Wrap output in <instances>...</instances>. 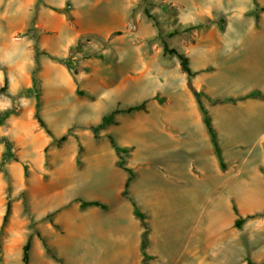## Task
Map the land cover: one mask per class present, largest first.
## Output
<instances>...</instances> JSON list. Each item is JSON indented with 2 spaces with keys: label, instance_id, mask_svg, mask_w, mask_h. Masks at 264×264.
<instances>
[{
  "label": "rangeland",
  "instance_id": "1",
  "mask_svg": "<svg viewBox=\"0 0 264 264\" xmlns=\"http://www.w3.org/2000/svg\"><path fill=\"white\" fill-rule=\"evenodd\" d=\"M262 6L264 0H0V87L8 77L0 94V264H23L29 236V264H61L44 243L65 264H141L144 227L132 201L108 187L118 167L111 137L129 149L125 164L139 191V169L147 164L142 159L151 165L161 132L153 124L161 115L170 113L172 125L186 129L188 145L197 143L195 129L206 131L178 57L163 52L164 40L192 68L206 59L220 66H203L193 86L202 93L225 172L216 190L208 174L185 196L170 192L157 203L145 197L146 207L129 188L149 227L147 264H264V117H249L246 99L224 100L238 86L222 76L264 82V34H246L264 32ZM248 45L257 46V61L225 63L224 46ZM37 99L52 135L34 116ZM145 100V109L118 112L114 123L96 130L105 115ZM94 192L107 199H93ZM79 198L108 208H83ZM8 200L12 210L2 227ZM97 250L107 254L101 261Z\"/></svg>",
  "mask_w": 264,
  "mask_h": 264
},
{
  "label": "crops",
  "instance_id": "2",
  "mask_svg": "<svg viewBox=\"0 0 264 264\" xmlns=\"http://www.w3.org/2000/svg\"><path fill=\"white\" fill-rule=\"evenodd\" d=\"M249 34L250 38H255L257 36H261L264 34L263 31H250L246 33ZM254 45H248L247 47H228L224 46L222 51L224 53V61L229 63L230 67H244L248 65L249 61H257L260 57L258 48ZM229 48V49H227ZM230 54H228V53ZM208 63H217L215 61L211 62L209 60H205L203 63L198 64V67L192 68L195 71V75L193 77V84L195 86H199L197 84L196 79L199 74L203 73V66H207ZM218 64V63H217ZM215 64V67L219 68L220 66ZM201 66V67H200ZM161 69V68H160ZM160 75H164L166 79L172 77L171 72H161ZM204 74V73H203ZM226 79L229 78V81L234 85H237L238 88L233 96H245L250 93L261 92L264 94V82H254L250 81L247 84H244L247 80L244 75L242 76H232L229 77L228 74H224ZM187 80V78H186ZM198 81L201 82L200 79ZM206 81V79L204 80ZM187 84V82H186ZM205 82H202V85ZM191 90V89H190ZM192 92V91H191ZM193 93V92H192ZM247 100L249 104L248 116L249 117H264V109L260 110L261 107H264V97L252 95L244 98ZM241 100V99H240ZM197 101V100H196ZM171 117V118H170ZM174 122V117L170 115V113H164L161 115V118L155 121L153 124L156 129L158 128L161 132L158 134L160 137L159 140H154L152 142V162L151 165L148 163V159H142L146 161L147 164L142 163L141 169H139V191L137 190V180H133L130 185V191L135 197L139 192V204L145 206V204L149 205V203L144 200L145 197L150 199L151 201H155L157 203V199L161 197H167L170 192H172V196H176L175 191H179L183 196L185 194L183 192H190L192 190H197L202 187L203 182L206 180L207 175L211 176V181L215 183V190L217 187L218 176H224L225 168L222 167L220 160L217 156V152L214 144L211 141L210 134L205 126L204 131L202 127L200 129H195L198 132L197 137H192L195 139L197 143H192L190 145L187 144V138L185 137L186 129L178 128L172 125ZM205 125V124H204ZM188 135H192V133L187 132ZM162 134V137L161 135ZM264 134V133H263ZM163 139V142L161 141ZM180 139H184L185 142L181 143ZM161 141V142H160ZM160 145V146H159ZM164 147H163V146ZM158 146V147H157ZM163 147V148H162ZM222 152V150H221ZM223 156V152H222ZM188 157L190 158L188 160ZM224 159V158H223ZM118 166V165H117ZM115 176L112 175L110 182L108 184L109 189H113V193H116L117 198L122 196V190L124 188V183L127 177L126 171L121 169V167L114 168ZM242 173V168L238 167L235 171V175L239 177ZM156 182L154 179H158ZM194 180V184H193ZM239 183V178L236 179ZM118 181V182H117ZM116 187V188H115ZM115 188V190H114ZM213 188V189H214ZM164 191V192H163ZM162 193V194H161ZM168 193V194H167ZM95 198L93 199H102L105 200L107 197H104V194H100V192H94L93 194ZM94 210H99L98 206H90ZM101 209V208H100ZM101 214V213H100ZM136 235H133V237ZM103 236L98 234L96 235V239L94 240V245L99 246L101 242L99 239H102ZM141 241V236L139 232V244ZM107 255L104 251L97 250L95 260L101 261L100 257ZM106 257V260H108ZM105 260V259H102Z\"/></svg>",
  "mask_w": 264,
  "mask_h": 264
},
{
  "label": "trees",
  "instance_id": "3",
  "mask_svg": "<svg viewBox=\"0 0 264 264\" xmlns=\"http://www.w3.org/2000/svg\"><path fill=\"white\" fill-rule=\"evenodd\" d=\"M260 10L264 11V6H262L260 8ZM146 14H147V16L151 17L150 13L147 10H146ZM88 36L91 37L92 35L89 34ZM82 39L83 38H80L79 40H82ZM163 52L165 54L175 55V56L178 57L179 62H180V68L185 73L186 78H187V80H186L187 85L191 89V91L193 92L197 102L199 103V106H200V109H201V112H202V116H203V122H204V124H205V126H206V128H207V130H208V132L210 134L211 141H212V143L215 146V149H216V152H217V156H218V158L220 160V163H221L222 167H225V163H224V159H223V156H222L221 148H220L219 142L217 140V135H216L215 129H214L213 125H212L210 115H209L207 109L201 103L202 93L200 91L196 90L195 87L193 86V80L192 79H193V77L195 75V71H193L191 66H190L189 57L187 55H185L183 52H181L180 50H178L177 48L170 47L169 44L165 40L163 41ZM36 58H38V53H36ZM60 61L61 62H65L64 59H60ZM33 80L36 83V76L35 75L33 77ZM7 85H8V77L5 75L4 85L2 87H0V94H3V93L6 92ZM252 95L264 97L263 93L256 92V93H250V94H247L245 96H239V97L229 96V97L224 98V100L235 102L237 100L244 99V98H246L248 96H252ZM215 100H219V99H214L213 101H215ZM145 106H146V100L143 101L140 104H137V105H134V106H130V107L126 108V109H116V110L112 111L110 114L105 115L102 118L101 122L97 125L96 130L100 129V128H105L108 125L114 123L115 122V119H114L115 117L114 116L118 112H132V111H136V110H142V109H145ZM11 111L12 110L8 109V110L5 111V114L6 115L9 114V113H11ZM34 116H35L38 124L49 135H52L51 131L47 127V124H46L45 120L40 115V112H39V99H37V104H36ZM65 139H66V136H62L58 141H62V140H65ZM111 143H112V145H113V147L115 149V152L117 154V157H118L117 165L119 167H121L123 170H125L126 173H127V177H126V180H125V183H124V188L122 190V196L124 198H127V199L132 201L133 212H134L135 216H137L141 220V223H142V225L144 227L143 232L141 234V241H140V251H141V254H142V262H141V264H147L148 260H150L152 258V256L147 251V248L149 246V227L147 226V224L145 222V218H146L145 214L140 210V208L138 207L137 203L133 200L132 196L130 195L129 188H130L131 182L134 180V178L136 176V173H135V171L132 168L126 166V164H125L126 163L125 162V154L128 152L129 149L127 147L119 146L112 137H111ZM5 145H6V150H7V153H8L7 156L10 157L11 156L10 155L11 144L9 142H6ZM78 200L80 201V206L83 207V208L84 207H88V206H98V207H100L101 209H104V210L108 208V205L106 203H103V202H101L99 200H82L80 198ZM11 210H12V204H11V201L8 200L7 204H6V209H5V213H4V216H3V220H2V227H4L5 224L8 222L10 214H11ZM234 210L237 212L236 206H234ZM241 223H242L241 219H238L235 222L236 226H240ZM44 244H45V247H46L47 251L52 255V257L54 259L59 260L61 264H65L62 259L58 258L57 255L52 252L51 248L47 245V243H44ZM30 249H31V236L28 237L27 241L25 242V244L23 246V250H22V261H23V264H29Z\"/></svg>",
  "mask_w": 264,
  "mask_h": 264
},
{
  "label": "bare ground",
  "instance_id": "4",
  "mask_svg": "<svg viewBox=\"0 0 264 264\" xmlns=\"http://www.w3.org/2000/svg\"><path fill=\"white\" fill-rule=\"evenodd\" d=\"M14 15H15V14H14ZM19 17H20V16H19ZM15 19H16V18H15ZM225 63H226V62H225ZM225 69H226V68H225ZM241 69H242V68H241ZM244 69H245V68H244ZM247 69H248V68H247ZM256 69H257V68H256ZM227 70L229 71V69H227ZM243 71H244V70H243ZM255 71H256V70H255ZM235 72H236V71H234V73H235ZM245 72H246V71H245ZM245 72H244V73H245ZM248 72H249V70H248ZM256 72H257V71H256ZM220 73H222V72H220ZM229 73H230V72H229ZM240 73H241V72H240ZM240 73H239V74H240ZM246 73H247V72H246ZM225 74H226V72H225ZM253 74H254V73H253ZM253 74H252V76H253ZM257 74H258V72H257ZM219 75H220V74H219ZM219 75H218V77H219ZM222 76L224 77L223 74H222ZM247 76H248V75H247ZM250 76H251V75H250ZM226 77H227V76H226ZM226 77H225V78H226ZM215 78H216V77H215ZM249 78H250V77H249ZM259 78L261 79V77H259ZM263 78H264V77H263ZM215 80H216V79H215ZM224 80H225V79H224ZM228 80H229V78H228ZM252 80H253V79H252ZM223 82H225V81H223ZM228 82H229V81H228ZM261 82H262V81H261ZM248 83H249V82H248ZM232 85H233V84H232ZM223 86H224V85H223ZM219 87H220V86H219ZM156 141H157V140H156ZM161 141L163 142V139H162ZM161 141H160V142H161ZM163 144H164V142H163ZM159 146H160V145H159ZM162 146H163V145H162ZM157 147H158V146H157ZM163 147H164V146H163ZM163 147H162V148H163ZM139 150H142V149L139 147ZM141 155H142V154H141ZM139 156H140V153H139ZM165 229H166V228H165ZM176 230H177V229H176ZM124 254H126V250H125V253H124ZM125 256H126V255H125Z\"/></svg>",
  "mask_w": 264,
  "mask_h": 264
}]
</instances>
